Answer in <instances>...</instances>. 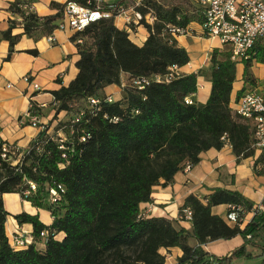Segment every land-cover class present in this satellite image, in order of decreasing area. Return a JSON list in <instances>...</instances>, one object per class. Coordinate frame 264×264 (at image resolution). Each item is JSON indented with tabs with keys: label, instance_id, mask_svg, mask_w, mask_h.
<instances>
[{
	"label": "trees",
	"instance_id": "16d2710c",
	"mask_svg": "<svg viewBox=\"0 0 264 264\" xmlns=\"http://www.w3.org/2000/svg\"><path fill=\"white\" fill-rule=\"evenodd\" d=\"M123 1L114 4L124 5ZM188 2L194 3L145 0L139 10L143 14L151 11L155 19L152 24L140 21L149 33L140 46L134 44L125 29L115 25V12L72 34L79 54L78 73L67 86L52 91L57 112L65 111L68 118L58 123L52 133L40 131L15 164L2 158L0 147V264H164L165 256L158 251L172 247L182 251L180 264H233L236 258L264 257V211L256 212L243 228L228 225L212 212L211 207L221 204L240 206L245 210L240 214L243 219L254 207L238 190L216 187L203 199L188 195L179 210L191 208L190 229L177 227L174 219L140 214L139 205L151 202L154 185L170 184L186 162H199L201 152L221 149L228 143L236 162L255 155L250 123L230 107L237 63L230 60L226 49L213 48L210 54L207 69L211 91L203 104L194 97L203 68L181 74L169 83L151 82L144 89L130 84L132 78L164 74L171 65L182 67L189 62L187 50L166 29L169 24L185 27L200 22L199 8L195 13L188 11ZM23 5V1L13 0L8 7L21 18L22 34L39 38L58 28L64 5L46 16L28 11ZM14 26L11 21L0 35L9 43L4 60H9L21 36L12 34ZM253 63H264V47H256L255 54L242 62L243 86L237 98L248 86L255 85ZM122 81L126 83L123 96L108 102L105 88L120 86ZM186 97L193 98V103L187 104ZM90 98H99L100 102L92 105ZM80 111L83 115L74 124L71 138L63 125H68L72 115ZM58 131L67 138L64 149L59 147ZM261 154L253 167L262 161ZM29 181L35 184V190L25 195L30 189ZM58 185L64 191L49 203L50 189ZM4 193H18L32 206L49 210L53 217L50 225L42 223L37 214L13 215L19 225H32L35 242L40 241L41 232H47L42 248L35 242L21 249L9 245L4 231L9 215L2 203ZM61 232L64 236L58 239ZM237 235H241L243 243L224 256L203 248L208 242ZM190 239L195 244L190 245ZM253 247L260 252L253 251Z\"/></svg>",
	"mask_w": 264,
	"mask_h": 264
},
{
	"label": "crops",
	"instance_id": "0c3cea01",
	"mask_svg": "<svg viewBox=\"0 0 264 264\" xmlns=\"http://www.w3.org/2000/svg\"><path fill=\"white\" fill-rule=\"evenodd\" d=\"M12 1L0 0V35L8 28L11 21L15 23L12 34H21L14 48H12L13 52L9 60H4L9 52V43L1 39L0 36V140L14 144L21 150H26L39 134L37 127L21 123V120H26L24 114L29 109L30 103L45 104L43 108H39L38 112L40 121L48 123L49 132L54 131L58 121L68 118L65 111L57 112V104L54 101L52 91L67 86L76 77L78 73L76 61L79 59V54L75 43L71 40L72 33L67 29H55L52 33V42L47 39V35L33 38L22 34L21 18L12 14L8 8ZM67 1L69 0H31L32 10L39 16L51 15L56 13L59 6H63ZM109 1L119 2L120 0ZM130 1L125 0L122 3L127 5ZM115 25L122 29L126 25L123 17H116ZM192 28L196 30L195 34L176 37L178 45L184 47L190 57L186 65L179 67L181 74L196 72L208 64V58L203 61L201 52L192 49L193 43L190 39L204 38L199 34L200 30ZM130 30L129 38L139 46L145 42L149 35L147 29L141 24L132 25ZM205 39H207L206 50L223 49L217 39H211L212 41H208L210 40L208 38ZM29 50H36L37 53L32 54ZM256 65L260 64L256 63ZM242 73L243 64L239 63L229 95L231 108L234 99L237 98V91L243 86ZM25 75L30 76L32 81L40 86L39 91L28 86L23 79ZM253 76L258 77L256 74ZM256 88L260 91L264 90L261 86H256ZM210 91V76H198L195 101L205 103ZM105 93L112 94L116 99L123 96V90L118 85L106 87ZM259 153L261 154L257 151L254 156L236 162V156L228 143L224 144L221 149L210 148L201 152L199 162L192 165L188 171H185L183 166L175 173L170 184L168 183L167 186L154 185L150 196L151 202H143L139 208L145 217L174 219L177 221V227L190 229V222H183L178 219L179 209L190 194L203 199L216 187L235 189L248 198L253 207H256L264 201L262 200L264 198V161L253 167L254 160L260 156ZM2 199L5 209L9 212V215L6 216L4 230L9 241L14 235L28 239L33 237L32 225L28 223L19 225L13 217L15 214L21 212L37 214L40 221L45 225H50L53 221L49 210L32 206L18 193H4ZM211 209L214 214H218L225 220L226 204L217 205ZM253 216L251 212L246 213L239 224L240 227L243 228ZM225 222L232 226L226 220ZM63 236L64 234L61 232L57 238L61 239ZM242 243L241 235H237L228 240L208 242L203 245V248L214 255L224 256L241 246ZM189 244H195V240L190 239ZM35 245L38 248L43 247L40 241L35 242ZM252 250L259 253L258 248L253 247ZM158 252L165 256L164 264H175L179 262V257L182 255V251L178 247L160 248Z\"/></svg>",
	"mask_w": 264,
	"mask_h": 264
},
{
	"label": "built area",
	"instance_id": "2783aa9c",
	"mask_svg": "<svg viewBox=\"0 0 264 264\" xmlns=\"http://www.w3.org/2000/svg\"><path fill=\"white\" fill-rule=\"evenodd\" d=\"M23 1L24 9L31 11L33 8L31 0ZM145 0H131L127 5H115L114 2L109 0H93V3L88 1L87 5H81L74 1H67L64 4L63 15L57 29H67L70 33L74 34L77 31H82L90 23L107 18L115 12L116 17H123L124 29L130 32L132 25H137L142 19L147 23L152 24L155 17L152 12L149 11L143 14L139 8L143 6ZM199 8L200 22L197 24L200 30V35L208 39H217L223 49H226L229 53L230 60L239 64L249 59L256 52V47H264V0H191ZM192 23V22H191ZM190 23V24H191ZM188 24L185 27L179 25L169 24L167 25L168 33L176 38L178 36L195 34L196 30ZM123 29V28H122ZM47 39L52 42V34L47 35ZM78 43L81 39L77 40ZM181 72L177 65H171L166 73L157 74L151 77L132 78L131 85L137 86L138 89H144L151 82L169 83L173 79L179 77ZM33 90L39 91L40 86L33 82L31 77L25 75L23 77ZM126 83L121 82L120 88H124ZM105 99L108 102H112L116 98L112 94H107ZM90 104L96 105L100 102L99 98H90ZM185 102L187 104L193 103V98L186 97ZM45 104L36 105L30 103L29 109L25 112L24 116L26 120H21L22 124H30L37 127L40 131L46 130L49 132L48 123H42L39 118V108H43ZM232 111L243 121L250 123L253 130V147L261 153H264V92L257 88L247 89L239 98L234 99L232 105ZM83 115V111L72 115L69 119V124H64L69 130L71 138L75 134L74 124L78 123ZM64 121V120H63ZM58 121V123L63 122ZM65 122V121H64ZM63 122V123H64ZM59 147L64 149V141L67 139L62 131H58ZM223 136L222 138L224 139ZM80 140L83 142L85 137L82 135ZM1 156L4 159L12 160V163H17L23 156L25 150H21L16 145L7 143L0 140ZM192 167L190 162H186L184 170L188 171ZM30 189L25 191V195L30 193V190H35V184L31 181L28 182ZM61 185L57 188L50 189V195L48 198L49 203H54L60 198V193L64 191ZM264 200V198H262ZM245 211L243 207L228 204L225 220L233 225L240 224V214ZM264 211V201L254 207L251 211L253 215L256 212ZM140 214L145 216L140 209ZM178 219L180 221L191 222L192 210L190 207H184L179 210ZM47 238V232L40 233V243L44 246ZM34 237L28 239L23 236L14 235L9 241L14 249H21L27 247L33 243ZM175 264H180L179 262Z\"/></svg>",
	"mask_w": 264,
	"mask_h": 264
},
{
	"label": "rangeland",
	"instance_id": "374dc122",
	"mask_svg": "<svg viewBox=\"0 0 264 264\" xmlns=\"http://www.w3.org/2000/svg\"><path fill=\"white\" fill-rule=\"evenodd\" d=\"M185 6L188 8V11L191 10V11H193V13H195V11L197 10V6L195 3L188 2V3H185ZM197 24H198L197 22H192L190 25L199 30ZM123 29H124V27H123ZM190 40H191V43H193L192 49L193 50H199L201 52L202 60L205 61L208 58L207 59L208 64L206 66H203V69H204L203 76H210L209 72H208L209 69H207V68L210 66V57H211L210 54L212 53L213 48L211 50L205 49V43L207 42V39H205V37L201 38V39H190ZM208 41H212V40L210 39ZM205 51H206V53H205ZM262 64H264V63H262ZM251 67H253V68H251L252 74L254 73L258 77L255 80L256 81L255 85L248 86V89H254V88H256V86H261L262 88H264V65L260 66V65H256V63H253V66H251ZM237 69H238V64L236 65V72H237ZM262 92H264V90H262ZM254 151L256 153L258 150L255 149ZM261 156H262V161H264V154H261ZM262 161H260V162H262ZM261 261H264V257H260V256L252 257V258L241 257V258H236L234 260V262H232V263L233 264H261L262 263Z\"/></svg>",
	"mask_w": 264,
	"mask_h": 264
}]
</instances>
